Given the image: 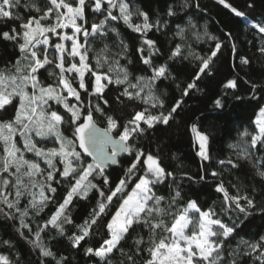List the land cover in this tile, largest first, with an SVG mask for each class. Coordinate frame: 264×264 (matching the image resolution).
<instances>
[{
    "label": "snow or ice",
    "instance_id": "obj_1",
    "mask_svg": "<svg viewBox=\"0 0 264 264\" xmlns=\"http://www.w3.org/2000/svg\"><path fill=\"white\" fill-rule=\"evenodd\" d=\"M216 3L237 17H245V13L228 0H216ZM195 6L198 8L199 4ZM182 7H188L187 2ZM248 7L253 5L250 3ZM20 9L29 15L25 17ZM89 13L93 17L91 22ZM167 15L172 17L177 12L170 8ZM12 21L19 22V31L12 27L0 32V38L12 42L20 53L9 71H0V113L14 109L12 119L0 120V205L10 210L5 211L0 207V213L9 219H19L17 231L23 236L21 229L32 232L25 221L29 209L39 214L52 199L45 190L56 193L53 182L68 185L69 191L63 202L56 207L44 226H38L34 239L29 241L34 249L40 250L42 257H51L55 264H65L67 258H57L43 243L40 234L50 225L63 235L64 225L73 224L69 206L74 197L85 199L89 191L95 189L100 197L96 207L89 213L88 219L76 225L77 233L69 240L74 248L80 247L86 238L98 234L94 226L102 217H107V237L98 247L85 248V255L96 257L99 264H112L114 251L124 254L121 241L130 238L137 226L144 234L137 235L132 253L124 254L128 264H137V257L143 253H147L143 264H239L242 256L254 258L256 264H264V235L252 241L240 239L232 248L230 238H234L235 228L216 218L214 209L202 210L195 200L177 207L180 191H175L169 197L158 195L159 186L169 178L175 179L174 174L161 165L158 156L129 143L157 125H168L182 103L177 101L167 113L152 111L164 107L153 94V89L155 82L167 79L169 73L166 65L154 63L153 57L159 54V49L156 42L148 38V33L161 31L167 27V22L161 24L159 20H150L146 12L134 9L128 0H43L42 7L37 5L36 0H0V22ZM112 22L122 23L140 36L141 46L137 52L141 62L151 70L150 77H137L136 82H132L119 59L110 62V58L104 55L110 51L107 43L96 54L94 63L90 60L89 53L93 51L95 40L103 41L109 33L119 39L120 34L112 27ZM252 27L264 39V24H253ZM191 28H195V25H191ZM67 29H71V33L64 31ZM184 32L185 29L179 28L177 35L184 43L171 51L170 60L178 57L188 59L183 55L184 47L190 48ZM194 35L197 40L201 39L199 34ZM204 35L207 36V32ZM52 37H57V40L52 41ZM209 39L215 40V37L209 36ZM119 45L120 51L115 55L122 59L128 45L123 40ZM221 47V43H215L206 56L189 51L188 55L199 61L194 80L213 75V58L217 57ZM232 47L235 51L234 44ZM259 51L264 54V46ZM240 63L247 65L249 61L241 58ZM45 72L50 83L43 79ZM111 87L118 89L115 97L118 104L124 105L127 101L144 105L134 110L124 124L105 110L109 104L105 92ZM195 87V83L187 84L182 95H188L189 90ZM223 87L236 89L237 81L230 79ZM256 87L252 84L253 91ZM214 103L217 108L222 107L219 99ZM57 106L64 110V114ZM96 114L106 121L107 127L102 132L96 128ZM255 124L254 134L245 132L243 135H251V148L257 145L264 147V108L260 110ZM65 125H71V138L61 130ZM114 131L118 140L111 138ZM191 132L199 143L197 154L208 161L207 135L201 133L195 124ZM47 142L53 146H42ZM109 143L112 147L106 151L105 146ZM118 152L128 153L133 159L124 177L113 186L104 169L108 163H117ZM26 153L42 160L47 168L42 169L38 160L28 158ZM87 157H92V161L88 162ZM236 157L235 161L228 159L219 162L224 171H229V166L231 169L239 168L240 160L252 163L247 149H240ZM262 164L264 162L252 163V166L257 175L264 179ZM210 175L218 179L215 190L222 194L225 211L238 210L245 216L252 215L254 211L264 214V205L258 206L252 196L236 185H232L236 191L230 193L221 172L212 171ZM37 176L42 180L37 181ZM96 176L103 177L107 191L92 182ZM200 179L205 177L201 176ZM37 187L38 194L32 192ZM13 195L14 198L9 199ZM25 195L31 196V199L27 206L21 208ZM4 243L9 244L8 241ZM0 264H10L9 258L0 255Z\"/></svg>",
    "mask_w": 264,
    "mask_h": 264
},
{
    "label": "trees",
    "instance_id": "obj_2",
    "mask_svg": "<svg viewBox=\"0 0 264 264\" xmlns=\"http://www.w3.org/2000/svg\"><path fill=\"white\" fill-rule=\"evenodd\" d=\"M185 2L188 4L186 8L182 7ZM228 2L244 12L245 17L235 16L228 9L217 4L216 0H128L134 9L146 12L150 20H159L161 24L167 22V27H163L161 31L153 30L148 33V38L154 40L159 49V54L153 57L154 63L166 65L169 73L167 79L156 81L153 89L154 95L162 101L164 107L163 109H152V111L167 113L177 101H182L180 108L173 114L174 119L170 120L168 125H157L129 143H134L137 148L158 156L161 165L174 174L175 179L169 178L164 185L159 186L158 195L169 197L174 195L175 191H180L181 198L176 202L177 207H183L188 201L195 200L204 211L214 209L216 218L235 228L234 238H230L231 247L235 248L236 241L240 239L252 241L264 235V214L254 211L252 215L245 216L238 210L225 211L222 194L215 190L218 179L212 177L210 173L212 171L221 172V178L225 181L230 193L236 191L232 187L236 185L252 196L258 206L264 205V179L257 175L256 169L252 166V163L264 162V147L257 145L256 148H251L252 163L240 160L238 161L239 168L231 169L229 166L230 170L224 171L219 163L221 160L235 161L237 159V152L232 146L237 145L241 135L245 132L255 133V118L264 108V54L259 51L264 46V39L252 27L253 24H264V0H228ZM36 3L38 6H43V0H36ZM197 3L198 8L195 6ZM250 3L253 5L251 8L248 7ZM170 8L175 10L177 15L169 17L167 12ZM19 11L25 17L29 15L23 9ZM88 18L91 22L93 19L91 13L88 14ZM99 18L102 17L97 19ZM191 25H195V28H191ZM12 27H16L19 31V22H0V32L8 31ZM112 27L119 32V39L115 34L109 33L103 41L95 40L92 44L93 51L89 53L90 60L93 62L96 54L100 53L104 44L107 43L110 51L104 55L110 58V62L112 59H119L120 65L126 67L132 82H136L137 77H150L151 70L141 62L140 54L137 52V48L141 46L140 36L122 23L112 22ZM179 28L185 29L184 37L190 45V48L185 46L183 49V55L188 56V59L178 57L170 60L171 51L177 45L184 43L177 35ZM205 32L207 36L204 35ZM194 33L199 34L201 39L197 40ZM209 36L215 37V40H210ZM120 40L128 45L127 53L122 59L115 55L120 51ZM217 42L221 43L222 47L217 57L213 58V75L194 80L199 61L195 60L194 56H189V51L195 55L206 56ZM19 56L20 53L12 42L0 38V71H9ZM241 58L247 59L249 63L242 65ZM43 79L51 82L46 72L43 73ZM230 79L237 81L236 89L223 87ZM189 83H195L196 87L184 96L182 92ZM252 84L257 85L255 91L252 89ZM116 95H118V89L115 87L106 90L105 98L109 104L105 106V110L117 118L120 124L126 123L134 110L144 107L137 102L127 101L124 105H120L115 101ZM218 99L222 103L220 108H217L214 103ZM57 108L64 114L62 108L59 106ZM13 115L14 109H9L6 113H0V120H10ZM95 120L96 124L103 129L107 127L106 121L99 114L95 115ZM194 124L201 133L208 137L207 151L210 156L208 161L202 160L197 154L199 143L191 132ZM61 130L69 138L72 137L71 125L62 126ZM112 135L118 139L115 131ZM249 137L250 135L247 136L248 139ZM42 146L52 147L53 144L47 142ZM26 156L37 159L42 169L47 168L42 160L31 153H26ZM132 159L133 157L127 153L120 157L115 167L104 172L113 186L124 177L125 170ZM87 161L90 162L88 159ZM261 166L264 168V164ZM201 176L205 179L201 180ZM35 179L41 181L42 177L37 176ZM92 182L107 191L102 176H96ZM53 186L57 189L56 193L45 190L46 195L52 197L47 207L39 214L36 210L29 209V216L25 217L32 232L21 229L24 234L20 235L17 231L19 219H9L0 213V255L7 256L10 264H55L51 257H42L40 250L34 249L29 242L34 239L38 226L45 225L69 191L66 183L53 182ZM32 192L38 194L39 187L32 189ZM13 198L14 195L9 196V199ZM30 199L31 196L25 195L20 207L27 206ZM99 199V193L95 189L90 190L85 199L74 197L69 206V215L73 224L64 225V234L61 235L50 225L41 232L43 243L56 257L67 258L65 264H99L96 257L85 255V248L98 247L107 237L105 227L107 217H102L94 226L98 234L86 238V241L81 242L80 247L74 248L69 240L70 236L77 233L76 225L82 224L85 219L89 218V213L96 207ZM0 207H3L5 211H10L4 205ZM138 234H144V232L137 226L136 230L131 232L130 238L121 241L124 254L132 253L133 243ZM5 241L9 244H5ZM227 250L226 247V256ZM124 254L114 251L112 264H128ZM145 258H147V253L137 257V264H143ZM239 264H256V262L252 257L242 256L239 258Z\"/></svg>",
    "mask_w": 264,
    "mask_h": 264
},
{
    "label": "rangeland",
    "instance_id": "obj_3",
    "mask_svg": "<svg viewBox=\"0 0 264 264\" xmlns=\"http://www.w3.org/2000/svg\"><path fill=\"white\" fill-rule=\"evenodd\" d=\"M64 31H65V30H64ZM67 32L71 33V29H68ZM56 40H57V37L52 38V41L55 42ZM94 61H95V58H94L93 62H94ZM153 94H154V92H153ZM259 114H260V113H259ZM259 114H258L257 117L255 118L256 120H257ZM256 120H255V121H256ZM250 140H251V135H250V137H249V139H248L247 136H244V135L242 134V135H241V139L239 140V142L237 143V145H235L236 147H233V146H232L233 150H234L235 152H238L240 149H247L248 152L251 154V152H250V149H251V147H250Z\"/></svg>",
    "mask_w": 264,
    "mask_h": 264
},
{
    "label": "water",
    "instance_id": "obj_4",
    "mask_svg": "<svg viewBox=\"0 0 264 264\" xmlns=\"http://www.w3.org/2000/svg\"><path fill=\"white\" fill-rule=\"evenodd\" d=\"M96 128L99 129V130H101V132L104 130L102 127L98 126L97 124H96ZM111 138H112L113 140H118V139L115 138L112 134H111ZM77 144H78V141H77ZM111 147H112V145L109 143V144H107V145L105 146V150L108 151V150L111 149ZM77 149H78V151H82V150H80L79 148H77ZM126 154H127V153H124V152H118V154H117V156H116V161H117V163H115V164H112V163H108V164H106V165H105L104 172H107V171L109 170V168H111V167H115V166L118 164V162H119V160H120V157H121V156H124V155H126ZM87 159H88L90 162L92 161V157H87Z\"/></svg>",
    "mask_w": 264,
    "mask_h": 264
}]
</instances>
